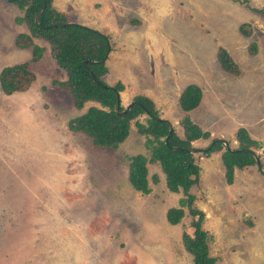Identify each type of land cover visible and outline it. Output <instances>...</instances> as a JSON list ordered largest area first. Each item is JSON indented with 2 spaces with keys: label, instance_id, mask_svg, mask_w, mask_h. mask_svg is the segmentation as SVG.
Instances as JSON below:
<instances>
[{
  "label": "rangeland",
  "instance_id": "374dc122",
  "mask_svg": "<svg viewBox=\"0 0 264 264\" xmlns=\"http://www.w3.org/2000/svg\"><path fill=\"white\" fill-rule=\"evenodd\" d=\"M70 22L109 36L104 81L124 85L126 106L136 94L150 97L159 116L182 134L178 96L187 84L202 90L189 112L201 129L224 135L230 148L234 130L244 127L264 144V0H54ZM10 0H0V70L31 58V48L14 45L26 32ZM249 23L250 36L238 27ZM257 45L250 53V43ZM29 65L35 79L27 90H0V264H194L183 247V231L193 232L183 207L179 223L167 210L179 207L182 191L170 192L159 165L148 163L150 191L128 182L127 156L148 155L134 121L116 149L94 146L68 129L76 109L71 97L52 84L56 64L47 42ZM224 47L240 68L231 76L216 58ZM141 122L145 115L139 116ZM193 142L199 182L189 193L204 212L209 254L215 264H264V166L235 169L227 184L220 152L209 157ZM258 152L264 162V152ZM157 175L156 182L153 175Z\"/></svg>",
  "mask_w": 264,
  "mask_h": 264
},
{
  "label": "trees",
  "instance_id": "16d2710c",
  "mask_svg": "<svg viewBox=\"0 0 264 264\" xmlns=\"http://www.w3.org/2000/svg\"><path fill=\"white\" fill-rule=\"evenodd\" d=\"M246 3V0H233ZM22 12L16 16V24H24L27 32L16 35L14 45L18 48H31L29 60L8 65L0 70V90L4 94L23 92L35 79L29 65L37 62L45 48L34 43V38H40L48 43L51 56L56 64L55 71H64L65 78L52 80L59 90L66 92L76 109H82L87 102H94L82 113L70 118L67 127L70 131L84 134L91 143L100 148L116 149L128 137L131 122L134 121L137 133L145 137V148L148 155L137 153L127 156L128 182L133 189L142 193L150 191L148 178V163L159 165L165 176V185L170 192L182 191L179 207L167 210V221L171 225L180 222L182 208L186 207L192 217L190 226L193 232H182L181 240L185 250L191 254L194 264H215L216 258L209 254L208 232L203 228L205 214L193 206L194 195L189 193L192 186L199 182L200 167L192 150L193 142L198 139L210 138V133L194 123L189 112L197 108L202 99V90L197 84L185 85L178 96V105L182 111L179 124L182 135L172 129L170 122L159 116L154 101L144 94L133 96L130 108L124 112L119 93L124 85H108L104 77L108 72L105 61L111 50L108 35L77 23H68V15L56 9L53 0H13ZM38 15L37 22L35 16ZM239 32L250 36L252 27L249 23H241ZM250 53L254 54L257 45L250 43ZM220 68L231 76L240 74L238 64L229 52L219 46L216 53ZM87 62L88 68L84 66ZM94 78V79H93ZM145 115L141 122L139 116ZM236 148H226L224 139L211 138L209 144L197 149L202 156L209 157L220 152L224 168V178L227 184L234 181L235 169L257 165L261 170L264 162L258 152L262 148L260 141L253 139L244 127L235 131ZM226 143H228L226 141ZM264 152V149H262ZM257 155V160L255 158ZM156 182L157 175H153Z\"/></svg>",
  "mask_w": 264,
  "mask_h": 264
},
{
  "label": "crops",
  "instance_id": "0c3cea01",
  "mask_svg": "<svg viewBox=\"0 0 264 264\" xmlns=\"http://www.w3.org/2000/svg\"><path fill=\"white\" fill-rule=\"evenodd\" d=\"M53 4H54V0H53ZM54 6H55L56 9H58L59 11L62 10V8L57 7V5L54 4ZM62 12H63V11H62ZM64 13H66V12H64ZM66 14H67V13H66ZM18 25H22V24H18ZM25 27H26V26H25ZM26 29H27V28H26ZM27 31H28V29H27ZM27 31H26V32H27ZM36 39H40V38H34V43H35V40H36ZM41 40H42V39H41ZM43 41H44V40H43ZM36 44H37V43H36ZM44 48H45V47H44ZM44 51H45V50H44ZM236 129H237V128H235L234 133H233V136H234L233 142H234L235 144H237V141H236V139H235V135H234ZM206 131H208V132L210 133V136H213V135L215 136V134H217V133H215L213 130H208V129H206ZM181 135H182V134H181ZM249 135H250V134H249ZM214 136H213V137H214ZM218 137H222V138H224V135H223V134H220V136H217V138H218ZM251 137H252L253 139H256L254 136H251ZM215 138H216V137H215ZM198 140H199V139H198ZM256 140H258V141L261 142L260 139H256ZM196 141H197V140H196ZM192 144H193V143H192ZM261 144H262V148H264V144H263V143H261ZM236 147H237V146H236ZM236 147H235V148H236Z\"/></svg>",
  "mask_w": 264,
  "mask_h": 264
},
{
  "label": "water",
  "instance_id": "95a60500",
  "mask_svg": "<svg viewBox=\"0 0 264 264\" xmlns=\"http://www.w3.org/2000/svg\"><path fill=\"white\" fill-rule=\"evenodd\" d=\"M10 1H13V0H10ZM40 11H41V10H39V12H38V13L36 14V16H35V22H37L38 15H39ZM68 23H71V22H68ZM84 66H85L86 68H88V66H87V62H84ZM93 79H94V78H93ZM130 104H131V103H128V104L124 107L123 111H121V113L124 112V111H126V110H128V109L130 108ZM171 131H172V126L170 125V127H169V132H171ZM224 144H225L226 148L229 147V145H228V143H226V141H224ZM229 148H230V147H229ZM231 149H232V148H231ZM255 158H256V160H257V155H256V154H255Z\"/></svg>",
  "mask_w": 264,
  "mask_h": 264
}]
</instances>
